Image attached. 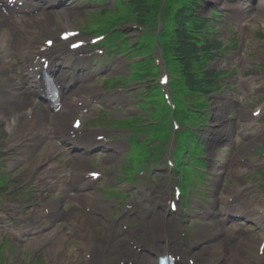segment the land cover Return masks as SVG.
I'll return each instance as SVG.
<instances>
[{
  "label": "rangeland",
  "instance_id": "374dc122",
  "mask_svg": "<svg viewBox=\"0 0 264 264\" xmlns=\"http://www.w3.org/2000/svg\"><path fill=\"white\" fill-rule=\"evenodd\" d=\"M206 1L210 2V0H204L200 14L209 17L210 7H207ZM88 3V0H84L82 2L77 1L76 5L70 8L71 10L68 12L63 10L56 11L50 16L54 18V20L56 19V25L51 26L47 23H43L38 25L36 28L42 31H47V29L50 27H52L53 30H56L58 27L62 26V29H59L57 32L53 33L58 34L60 31H64L66 29H81L89 36L88 31L90 30L91 26L93 27L97 22L104 21L108 18L103 17L104 14L101 15V10L104 6H98L94 3L93 5H88ZM108 8H112V6H108ZM119 14H121V12H119ZM221 14L223 15V13ZM219 23L220 25L218 28H216L217 32L211 38V40L224 41L225 46L226 41H230L232 44L229 47H225V53L223 54L231 56V60L233 59L234 62L231 63L230 61L225 60L223 54H217L218 56L216 58L222 56V59L218 58L215 61L209 63L210 69L213 71H228L230 69H232V71L228 77L221 80L225 85L228 86H225L221 92L215 93L209 99H207L208 108L206 111L210 114V119L206 126L202 127L203 129L201 130L200 136L202 141L205 143V157L208 164V169L206 172L209 173L210 186L207 190H205L206 194L204 193V198L206 201L201 199L202 195L199 196L201 198H193L192 206L190 205L189 212L186 215V219L192 225L194 236H196L195 234H197L199 231H202L203 235L207 237L212 235L213 230H210V227L205 225L207 221L204 220L203 217L204 212L209 211L211 203L214 201L212 194L215 188L221 189L222 194H224L226 191L231 192V190L246 189V196L252 194L251 196L257 195L258 197L263 196L264 198V176H262L264 175V172L259 173L260 169L264 168V158H258V154L256 153L258 151L263 152L264 150V113L262 119H260L258 123H254L255 127L251 133L252 135L245 137L240 133L241 142L239 145H234V139L236 136H238V134L234 129V120H230V117H233L232 111L235 113V116L233 117L234 119L242 118V120H247L244 119V117H249L250 111L256 109L259 105L264 104V12L259 11L255 15V18L249 22L252 24V26H250L251 30L246 32L247 34L241 33L239 27L231 25L224 17L220 18ZM104 24L107 25L105 21ZM135 26L136 24L134 22L118 26L119 29L124 31L129 44H134L137 41L138 34L136 30L133 29ZM224 26L226 28H224ZM83 31L82 33H84ZM89 38L87 37V39ZM109 38L110 40L106 41L105 44L111 48L115 36L109 35ZM239 45L241 48H245L244 51L245 53L247 52L248 56L247 61L240 63L241 65H238L240 69L237 68L238 66L235 67V54L238 53ZM154 54L155 56H158L157 52ZM125 56L121 54L115 58H109L108 60L101 59L99 62H97V64L93 65V69H95L98 73L102 72L103 70L107 71V77L104 79H109L111 77L126 78L128 75H130V63L125 60ZM135 59L138 60L140 58L136 57ZM90 70L91 64H89L88 68V71ZM106 81L107 80L102 79L100 82L90 83L93 88H90L87 92V94H91L92 92L91 95L97 97L99 92L102 91L104 93L103 98L105 101L113 105L112 109L102 111V114L105 111L109 112L108 115H105L101 118L100 121L102 124H104V121L109 118L112 121L107 123V125L110 128L120 129V124L116 121L134 118L136 116L142 117V115H140L141 113L139 109L144 113H147L143 103L138 106V103L141 102L139 97H144L145 95L144 89L146 88V85L144 82L129 83L126 87V92L117 93L115 91L105 95L103 89H106ZM156 81L158 82V80ZM112 84L113 82H111L109 85ZM255 88H257V95H252L249 89L254 91ZM230 99L233 101L231 105ZM239 99H244L241 104H239ZM220 103H222L221 106H219ZM197 107L199 106L196 105L195 108L197 109ZM217 107L219 108L217 109ZM5 109L11 114L15 112V110H11L10 106H5ZM161 115L162 113H160V119H163ZM215 115H219L217 119H215ZM93 121H95L94 118L88 119L84 127L91 129L88 131H98L99 134L101 131L104 132L105 127L100 128V125L93 124ZM9 122H12L11 119L7 120V123ZM70 123L71 120L69 121V125ZM216 124L219 126L222 125V130L223 126L227 129L226 134L230 138V142L228 144L218 143L222 136H211L213 127ZM7 125L8 124H4L1 126L0 141H10L11 135ZM247 128H245L244 125L242 131ZM181 134H185V132ZM164 143L165 138L156 137L154 151H150V153L139 156L140 146L138 144L131 142L130 145L132 151L127 153V146H124L120 142H116L115 146L118 149L117 155L112 154L99 158L101 155L98 154L94 157L92 156V160L86 161L87 164L90 163L91 165H93V163H98L100 166L106 167L109 170L105 184L97 189V195L92 200L95 204V208L101 209L99 205H103L104 214L109 210L115 209L117 201L114 198L104 199L101 196L105 198L108 197L104 193L105 190L103 188L117 187L120 190L126 188L125 182H121V184L117 186L114 185V181L119 177L120 174L119 167L122 163V157L124 154L127 153L123 159V165L125 164L124 171H132L127 180L129 183H133L139 171L149 170L148 166L145 165L146 162L150 163L152 166H155L158 163L162 150L165 147L163 145ZM179 143H181V139L179 140ZM148 144H151L150 139L148 140ZM145 148L147 151H149L148 146ZM2 150L3 149L0 147V170L2 171V174L7 175L8 182L4 187H0V211L3 210L4 206L6 205H16L19 203V201L27 200L29 198L35 199L37 196H41L40 191L35 193L31 192L34 190V183L31 181L30 177L33 176L32 173L34 170H37V167H40L38 164L41 161L42 155H44L43 149H41L37 154L34 155V157L29 159V161H26L21 165H14L10 169L9 164L11 163V160L16 161V159L14 157L3 155ZM107 157H111V160L107 161ZM172 157H174L176 162H178V160H183L178 146H176V151L174 150ZM211 159L213 162L210 161ZM59 160H61L64 166H67L66 163L68 161V157L61 156ZM188 163L189 162L187 161L185 164ZM160 169L159 167L152 168L151 175L148 177V179H146V181L142 182V189H144V193L150 201L157 199L159 195L157 191L155 194L151 195L150 192L152 189L158 188L161 183L165 182L163 176H161V178L158 177L159 174H162ZM37 171H42V175L45 173L44 168H40ZM134 172L135 174L132 175ZM188 174L189 170L184 169L181 172L180 179L182 187L188 186ZM35 177H40V175H36L35 173ZM215 181H217V184H215ZM198 190L199 189L196 188L195 191ZM26 194H28L27 197ZM69 195L74 196V193H70ZM109 196L111 197L112 195ZM117 198L120 201L123 199L122 196H118ZM52 199L53 198L47 196L45 200L50 201ZM65 202L66 204L64 205L66 206V209H68L66 212L69 213L71 209H73L75 202L69 201V199H65L63 203ZM163 205L164 203L159 200H155L153 204L150 205L145 204L144 206L150 209L151 212L150 210H146V213H144L142 217L149 219L151 218V215L158 217L162 216L163 211L165 210ZM194 206L199 207L196 212L192 210ZM97 212L100 213V210ZM76 216H78V213L74 210L72 217L75 218ZM64 223H69V225L74 224V222L71 221H64ZM141 227L142 226L138 227L136 232L132 230L136 238H138V230L141 229ZM257 231L258 230H256L254 233ZM150 233L151 230H144V241L147 244H149L151 241L149 239L151 236ZM64 238H68V236H64ZM114 238L117 239V236L115 235ZM2 239L3 237L0 235V241H2ZM154 239L156 238L154 237L153 240ZM261 239H263L262 236L256 237L250 246V250L253 254L249 255V257L247 256V258H239V261H237L236 264H243L248 260L254 261V259H252L254 257L258 258V246L261 242ZM71 242H75V244L79 243L76 238L75 240L72 239ZM243 248L246 250L245 247L239 246L238 253H242L241 251H243ZM22 249L23 248H20L18 245L15 246L13 251L7 248V250H5L3 253L2 264H35V260H39L43 264H47V257L35 253V250L32 247L25 248L24 251ZM244 255H247V253L244 252ZM258 264H264V256L260 258V262Z\"/></svg>",
  "mask_w": 264,
  "mask_h": 264
},
{
  "label": "bare ground",
  "instance_id": "6f19581e",
  "mask_svg": "<svg viewBox=\"0 0 264 264\" xmlns=\"http://www.w3.org/2000/svg\"><path fill=\"white\" fill-rule=\"evenodd\" d=\"M19 1V0H18ZM214 3H217L216 1H214ZM16 4L12 5L7 3V1L5 0H0V31L5 29L7 27V30L5 31V34L3 36L0 37V73L2 75V79L3 81H1L0 83V92H5L6 90H8L7 92H13L12 95V99L11 100H5V98L3 99V103L0 104V113L1 111L4 110V106L6 105V103H8V105L12 106V109H16L17 112L21 111L20 106L21 105H28L27 107H35V116L36 117L34 119L33 125H34V130L38 131V133H35L36 135H40V138H44L45 133L47 132L46 128H45V124L47 125L46 122V116L43 115V111L41 109H39V105L37 102H35L34 99H32L31 94H33L34 90L32 88H28L26 83L28 81H31V74H28V67L32 69L33 72H36L37 74L40 73L43 70V66L38 63L37 65H34L32 63V59H33V55H35V59L40 56L41 58H45L46 61L49 63L47 69L50 68L51 72H55L54 75H56L59 78H62L61 76V63L60 61H62L64 64L67 63L68 61L72 60L71 56L69 54H65L64 57L60 56L59 53L57 54H52V51L50 50H43L42 46H43V40L44 38H46L47 36L50 35L51 32H53V28L50 27L47 29V31H42L40 29H37L36 27L40 24L43 23H47L51 26L56 25V19L54 20V18L52 17H47L48 14H46L45 16L42 14H34L33 12H30V9L22 6V7H18V10H15ZM4 10H7L8 12L6 14H4L3 12ZM66 11H68V9H65ZM47 17V18H46ZM46 18V19H45ZM13 37V42L9 41L8 38ZM48 40V38H46L44 40V42ZM60 59L59 60H57ZM64 59V60H62ZM41 60V59H40ZM17 64H19V66L22 68V71H25V66L26 65V71L24 72V74L21 76V80L19 79L20 75L14 73L17 70ZM61 65V66H60ZM37 66V67H35ZM65 85H62L63 91L68 90L69 92H74V96L68 97V98H64L65 101V106L62 107L61 112H59V114H57L54 117V124L56 127H63L62 124H60V119L61 117H63L64 115H67L66 119L64 120V126L65 129L62 132L66 133L69 130L71 131V128L69 127V125L67 124V119L69 121V118L71 119L72 117H75V114L70 112H67L66 110H68V108H71V106H75V104L77 103L76 99L79 98L80 96V92H84L86 91L88 88L85 87V85H81L79 87H73L71 85H69L68 81L63 80ZM22 85V88H21ZM26 86V89L24 88ZM21 89V91H20ZM32 90V92L30 91ZM78 92L79 96L76 97V93ZM31 93V94H30ZM82 94V93H81ZM222 103L219 104V106ZM38 110V114L36 115V112ZM17 114V113H16ZM6 117V115H5ZM37 122V123H36ZM72 124V123H71ZM218 125V124H217ZM215 126L211 132L212 136H220L222 135V127L221 126ZM27 139L26 142V146L31 148L33 147V135H28L25 132H21L18 131L17 133V138L15 140V143L18 144L19 142H24V140ZM81 143V144H78ZM95 145L96 147L99 146L98 148H100L102 145V143H89L88 140L86 139V142H81L80 140H76L74 141L72 147H75V145L77 146H86V145ZM107 144V143H105ZM7 148L9 149H13L15 145L12 144H5ZM45 148V152L44 153H50L52 151V149L54 148L53 145L51 144H47ZM79 155V159H80ZM86 157L84 158V160L88 159V155H85ZM24 157H26V155L24 154ZM49 158H46L44 162H47ZM81 166L80 162H78V164H76V168L78 169V167ZM86 169V168H85ZM80 182V181H79ZM86 183L81 184L80 186H78V188H73L76 186H72L70 188V191H76V192H80V195H86L89 198L94 196V192H92L91 194H85L82 192V190L87 186L84 185ZM54 189V186H53ZM234 193V192H233ZM80 195H77L75 199V201H79L81 199ZM230 196H227L226 199H228ZM73 199V197H72ZM75 210H79V205H76ZM82 212H84V209L82 207ZM166 215V214H165ZM84 218H86L87 216H84V214L82 215ZM89 219V223L96 229L98 230L99 227L101 225H103V221L101 219L98 218L97 215H93L92 217H87ZM166 218L168 219V217L166 216ZM165 218L164 222H167V219ZM214 229H215V233H214V237H213V241L215 242V245H218V247H214L211 246L212 248H209L210 252H208V254H212L214 255L215 258L222 260V262H224V264H230V263H234L239 261V258H243L244 257V252L249 251L248 250H243L241 251L242 253H238L239 251H235V253H233L232 256L227 255V253H224L225 249H228V246L226 245V238L229 236L228 234H225L223 230L219 229V225L222 221H225V216H219L218 213L217 215L214 217ZM240 220H237L236 222H239ZM237 225L234 226V228L232 229V233L237 231ZM80 235V233H78ZM250 236L245 237V241H247V238H249ZM256 236L251 237V242L254 241ZM210 244V242H209ZM240 244V242L238 243V245ZM252 243H249L248 245L251 246ZM87 246V245H86ZM248 246V247H249ZM220 252V253H217ZM201 254H199L198 256H200ZM111 256L112 257V253L111 250L109 249L106 253L105 257Z\"/></svg>",
  "mask_w": 264,
  "mask_h": 264
},
{
  "label": "trees",
  "instance_id": "16d2710c",
  "mask_svg": "<svg viewBox=\"0 0 264 264\" xmlns=\"http://www.w3.org/2000/svg\"><path fill=\"white\" fill-rule=\"evenodd\" d=\"M188 10L191 11L190 8ZM183 16L184 13L177 16L176 24L179 25V28L175 32L171 45L164 44V52L169 67L180 76V82L174 83V85L180 88L183 93L189 94V97L196 98V95H205L217 88V83L213 80L216 75L202 70L211 51V49H207L209 43L207 41L205 43L204 40L202 42L200 39L201 36V38L204 37L200 32L203 30L206 21L197 18L195 22L190 23L195 31L186 33L185 25L180 24V19ZM204 43L205 49L199 51L198 45ZM179 69L182 70L179 72Z\"/></svg>",
  "mask_w": 264,
  "mask_h": 264
}]
</instances>
